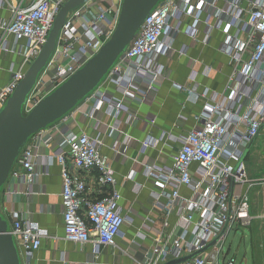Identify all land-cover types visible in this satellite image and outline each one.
<instances>
[{"label":"built area","instance_id":"1","mask_svg":"<svg viewBox=\"0 0 264 264\" xmlns=\"http://www.w3.org/2000/svg\"><path fill=\"white\" fill-rule=\"evenodd\" d=\"M63 1L8 2L11 15L2 25L0 48L21 59L0 88V106L37 55ZM6 2L0 0V6ZM120 3L84 0L67 12L52 53L26 97L25 112L97 51L114 28ZM180 33L203 45L217 36L216 49L231 63L224 91L208 85L195 89L192 83L197 70L191 65L180 87L192 100H202L201 113L186 133L175 138L179 145L170 155V163L161 164L148 156L142 159L143 174L152 183L145 198L138 196L143 183L134 180V169L129 170L125 177L132 181L134 195L127 205L122 204L109 159L101 150L98 130L91 134L62 124L66 118L73 119L75 108L30 136L10 167L0 198V210L9 223L21 264H35L34 252L42 233L19 206L18 198L45 191L35 184L52 162L59 165L61 178L63 237L93 245L81 264H97L100 247L115 245L122 224L134 217L140 219L137 236L150 239L135 264H162L201 247L200 252L175 264H220L218 254L228 230L234 223L251 224L248 188L252 183L239 159L264 122V0H160L105 79L84 99L90 104L85 114L98 125L96 109L105 103L107 113L123 110L130 120L136 117L121 98L109 95L103 86L114 84L124 95L150 99L164 75L158 56L186 50L184 43L174 47ZM145 121L153 123V119ZM108 126L109 133L113 126ZM130 139L123 133L112 149L125 155ZM156 140L152 135L142 139L140 153ZM41 146L49 152H42ZM90 174H94L97 191L103 192L100 197L87 193ZM223 263L234 264V258Z\"/></svg>","mask_w":264,"mask_h":264},{"label":"crops","instance_id":"2","mask_svg":"<svg viewBox=\"0 0 264 264\" xmlns=\"http://www.w3.org/2000/svg\"><path fill=\"white\" fill-rule=\"evenodd\" d=\"M17 1L25 0H7L0 6V39L3 34L2 25L11 15L7 4ZM216 38L217 36H214L210 43L203 45L180 33L174 47L178 49L184 43L186 50L184 53H178L175 50L169 55L158 56V62L164 66V75L157 85L156 91L148 100H142L134 93L124 95L121 89L114 84L108 83L103 86L109 95L116 99L121 98L123 104L136 114V117L131 120L123 110L117 111L115 115L105 112L106 104L100 103L96 109L100 122L96 125L95 120L85 114V111L90 107L87 100L82 101L73 110V115H71L73 119L69 116L70 118L63 120L62 124H66L76 131L86 130L95 134L98 130L102 140L101 150L109 159L110 167L116 178V186L123 197L121 200L123 205H127L128 200L134 195L131 189L132 181L125 177L129 170L134 169V180L143 183L138 196L141 199L145 198L152 183L143 174L142 159L148 156L161 164L170 163V155L179 145L175 138L186 133L193 126L195 116L201 113L202 100H192L191 96L180 87L185 82L191 65L197 70L195 82L192 83L195 89L208 85L217 91H224L231 63L227 55L216 49ZM20 59L21 57L16 53L0 48V88L8 81L11 70L17 67ZM146 119H153V123L145 121ZM108 125L113 126L109 133L106 129ZM259 132L255 135L246 156L254 145ZM123 133H127L131 137L129 144L124 147L125 155L112 149L114 140L117 138L121 140ZM147 135H152L157 140L153 145L146 147L143 153H140V142ZM40 150L49 152L43 146ZM42 167H44L43 164ZM87 180V193L93 198L102 196L103 192L97 191L94 174H90ZM36 186L43 187L45 191L32 198L25 196L18 198L19 206L39 226L42 233L41 244L34 252V263L81 264L92 251L93 245L89 241L75 243L63 237L59 194L61 178L59 165L56 162H52L48 166L46 173L39 175ZM251 186L252 184L249 188ZM185 190L182 188V191ZM139 224L138 217H134L131 222H124L119 234L116 235L115 245L100 247L95 259L97 264H135V259H141L143 249L149 244L150 239L142 240L137 236Z\"/></svg>","mask_w":264,"mask_h":264},{"label":"water","instance_id":"3","mask_svg":"<svg viewBox=\"0 0 264 264\" xmlns=\"http://www.w3.org/2000/svg\"><path fill=\"white\" fill-rule=\"evenodd\" d=\"M83 1H63L54 15L40 50L0 106V198L10 167L26 140L36 131L64 117L101 84L144 18L160 0H121L114 28L97 51L25 112L26 97L52 53L67 12ZM263 127L264 122L260 129ZM254 137L255 135L251 137L239 162L246 157ZM9 230V223L0 210V264H21L17 245ZM203 248L169 259L162 264H175L187 260Z\"/></svg>","mask_w":264,"mask_h":264},{"label":"rangeland","instance_id":"4","mask_svg":"<svg viewBox=\"0 0 264 264\" xmlns=\"http://www.w3.org/2000/svg\"><path fill=\"white\" fill-rule=\"evenodd\" d=\"M245 175L253 180L248 189L250 225L234 223L226 233L218 254L220 264L233 257L234 264H264V129H261L248 156Z\"/></svg>","mask_w":264,"mask_h":264}]
</instances>
